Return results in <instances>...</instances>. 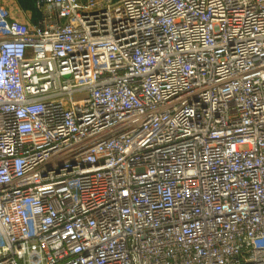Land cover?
<instances>
[{
	"label": "built area",
	"instance_id": "obj_1",
	"mask_svg": "<svg viewBox=\"0 0 264 264\" xmlns=\"http://www.w3.org/2000/svg\"><path fill=\"white\" fill-rule=\"evenodd\" d=\"M0 2V264H264V0Z\"/></svg>",
	"mask_w": 264,
	"mask_h": 264
},
{
	"label": "crops",
	"instance_id": "obj_2",
	"mask_svg": "<svg viewBox=\"0 0 264 264\" xmlns=\"http://www.w3.org/2000/svg\"><path fill=\"white\" fill-rule=\"evenodd\" d=\"M0 2L8 8L11 15L15 18L30 22H36L39 18L34 0H0Z\"/></svg>",
	"mask_w": 264,
	"mask_h": 264
},
{
	"label": "trees",
	"instance_id": "obj_3",
	"mask_svg": "<svg viewBox=\"0 0 264 264\" xmlns=\"http://www.w3.org/2000/svg\"><path fill=\"white\" fill-rule=\"evenodd\" d=\"M36 13V12H35Z\"/></svg>",
	"mask_w": 264,
	"mask_h": 264
}]
</instances>
